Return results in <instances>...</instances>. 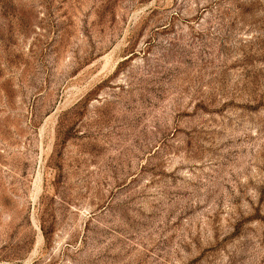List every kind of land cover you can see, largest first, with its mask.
<instances>
[{
    "label": "rangeland",
    "instance_id": "374dc122",
    "mask_svg": "<svg viewBox=\"0 0 264 264\" xmlns=\"http://www.w3.org/2000/svg\"><path fill=\"white\" fill-rule=\"evenodd\" d=\"M0 264H264V0H0Z\"/></svg>",
    "mask_w": 264,
    "mask_h": 264
}]
</instances>
